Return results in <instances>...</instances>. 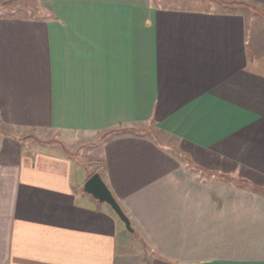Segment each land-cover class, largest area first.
<instances>
[{"label": "crops", "instance_id": "crops-1", "mask_svg": "<svg viewBox=\"0 0 264 264\" xmlns=\"http://www.w3.org/2000/svg\"><path fill=\"white\" fill-rule=\"evenodd\" d=\"M149 1L0 17V264H264V187L248 184L264 179V0ZM139 125L233 177L149 132L98 142L95 168L15 136ZM96 172L134 233L84 191Z\"/></svg>", "mask_w": 264, "mask_h": 264}, {"label": "rangeland", "instance_id": "rangeland-1", "mask_svg": "<svg viewBox=\"0 0 264 264\" xmlns=\"http://www.w3.org/2000/svg\"><path fill=\"white\" fill-rule=\"evenodd\" d=\"M150 3L157 2L159 0H150ZM156 4V3H154ZM45 0H0V17L4 16H38L41 11L44 9ZM248 8V7H247ZM249 9V8H248ZM247 10V9H246ZM248 10L246 11V13ZM258 12L255 10L253 13ZM248 14V13H247ZM260 14L264 16V10L260 11ZM9 130V129H8ZM7 128H4L0 125V134H11ZM125 132L133 133V134H141L145 132H149L154 137H156L159 141L171 147L172 151L178 156H181L182 160L191 163L192 165H196L199 168H203L204 170H199L204 175H214V178H231L233 177L232 169H218L221 166L218 164L222 161L215 157L214 155L201 153L198 150H195L190 145L179 141L177 138L166 137L163 133H160L156 128L152 125H139L134 127H118L113 130H107L104 132H95V133H64L55 130H37V131H29L23 130V132H19L15 134L21 140H30L28 145L30 146H39L40 148L45 144L53 143L55 146L62 145L60 147H55L61 153L69 154L71 156H76L86 161L87 168H95L91 161V155L93 153V148L97 145L98 142L104 140L109 136H115L119 134H123ZM31 139L33 141H31ZM34 140H38L36 143ZM43 144V145H42ZM213 165H212V164ZM94 166V167H93ZM215 168V169H213ZM227 170H231L230 174L222 175L221 172H225ZM201 173V174H202ZM202 174V175H203ZM249 179V178H247ZM250 187L261 189L264 187V179L255 177V179L248 181ZM264 190V188H263ZM142 241H144L142 239ZM145 245V244H144ZM145 247H147L145 245ZM148 250V248L146 249Z\"/></svg>", "mask_w": 264, "mask_h": 264}, {"label": "water", "instance_id": "water-1", "mask_svg": "<svg viewBox=\"0 0 264 264\" xmlns=\"http://www.w3.org/2000/svg\"><path fill=\"white\" fill-rule=\"evenodd\" d=\"M84 191L92 195L101 203H106L116 212L119 218L124 222L126 228L131 233L135 232L130 218L126 215L120 203L115 198L108 185L105 183L102 175L99 172L94 173L84 184Z\"/></svg>", "mask_w": 264, "mask_h": 264}]
</instances>
